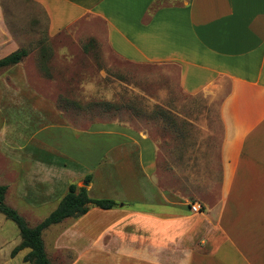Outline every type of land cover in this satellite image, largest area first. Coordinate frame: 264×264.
I'll list each match as a JSON object with an SVG mask.
<instances>
[{
    "label": "crops",
    "instance_id": "obj_1",
    "mask_svg": "<svg viewBox=\"0 0 264 264\" xmlns=\"http://www.w3.org/2000/svg\"><path fill=\"white\" fill-rule=\"evenodd\" d=\"M31 1L50 38L92 35L124 61L167 66L181 94L203 101L211 119L205 141L194 134L205 127L182 123L171 126L174 139L161 129L157 143L116 122L79 126L43 101L44 113L34 109L36 118L31 112L13 125L7 112L25 97L47 98L21 86L25 71L1 77L5 203L35 226L87 175L90 198L117 203L90 205L44 229L47 256L45 231L65 225L87 234L96 264H264V0ZM1 26L0 18V58L19 49ZM8 220L0 213V264H30L29 248L11 255L21 237Z\"/></svg>",
    "mask_w": 264,
    "mask_h": 264
},
{
    "label": "rangeland",
    "instance_id": "obj_2",
    "mask_svg": "<svg viewBox=\"0 0 264 264\" xmlns=\"http://www.w3.org/2000/svg\"><path fill=\"white\" fill-rule=\"evenodd\" d=\"M0 18L1 27L10 33H6L8 42L14 41L19 48L28 51L18 66L1 67L0 78L16 75L17 70L25 71L21 86H30L31 90L47 98L25 97L24 105L14 106L18 113L24 109L22 115L18 116L16 110L6 111L8 123L15 125L18 118L31 117V112L36 118L40 112L34 109L45 112L43 101H46L79 126L91 122H116L149 132L158 143L160 136H164L161 129L165 126L174 139L175 133L170 131L174 124H201L206 129L194 128V134L206 140L211 121L207 105L181 94L174 72L168 73L167 66L124 61L111 52L102 39L92 35L75 36L65 32L50 38L45 14L31 0H0ZM2 43L5 42L0 41V47ZM4 52L0 51V57ZM6 106L7 99L0 96V107ZM76 185L83 186L81 182ZM93 195L101 196L100 191ZM101 218L108 219L106 215ZM8 221L18 230L14 222ZM66 228L65 225L58 226L44 233L52 264H96L95 252L87 250L90 246L84 240L87 234H81L77 229L69 232ZM83 235L84 239L81 238ZM121 250L126 253L127 246ZM110 263L105 261V264Z\"/></svg>",
    "mask_w": 264,
    "mask_h": 264
},
{
    "label": "trees",
    "instance_id": "obj_3",
    "mask_svg": "<svg viewBox=\"0 0 264 264\" xmlns=\"http://www.w3.org/2000/svg\"><path fill=\"white\" fill-rule=\"evenodd\" d=\"M27 53L25 48H19L0 58V68L19 63ZM89 181L90 175H87L84 182ZM6 189L5 185L0 184V213L15 223L21 237V242L11 251V255L14 256L20 249L29 248V252L24 256V261L31 264H52L45 252L42 238L44 229L66 218L82 216L88 211L90 205L101 209H111L117 205L113 199L90 198L85 186L78 187L75 183H71L56 208L37 225L29 226L17 210L5 203Z\"/></svg>",
    "mask_w": 264,
    "mask_h": 264
},
{
    "label": "built area",
    "instance_id": "obj_4",
    "mask_svg": "<svg viewBox=\"0 0 264 264\" xmlns=\"http://www.w3.org/2000/svg\"><path fill=\"white\" fill-rule=\"evenodd\" d=\"M190 209L193 211V212H200L202 207L199 203H190Z\"/></svg>",
    "mask_w": 264,
    "mask_h": 264
},
{
    "label": "water",
    "instance_id": "obj_5",
    "mask_svg": "<svg viewBox=\"0 0 264 264\" xmlns=\"http://www.w3.org/2000/svg\"><path fill=\"white\" fill-rule=\"evenodd\" d=\"M82 185H83V186H88L89 183H88V182H84Z\"/></svg>",
    "mask_w": 264,
    "mask_h": 264
}]
</instances>
